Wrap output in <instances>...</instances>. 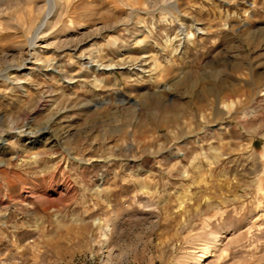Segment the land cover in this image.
Segmentation results:
<instances>
[{"label":"rangeland","instance_id":"374dc122","mask_svg":"<svg viewBox=\"0 0 264 264\" xmlns=\"http://www.w3.org/2000/svg\"><path fill=\"white\" fill-rule=\"evenodd\" d=\"M0 264H264V0H0Z\"/></svg>","mask_w":264,"mask_h":264},{"label":"bare ground","instance_id":"6f19581e","mask_svg":"<svg viewBox=\"0 0 264 264\" xmlns=\"http://www.w3.org/2000/svg\"><path fill=\"white\" fill-rule=\"evenodd\" d=\"M51 1V0H50ZM48 17V16H47ZM44 25H45V22H43V23H41L39 26H38V28H37V33L41 30V29H43L44 28ZM33 45V43L31 42V47H33L32 46ZM21 66V65H20ZM17 69V68H16ZM109 69H112V68H109ZM219 84H217V86H218ZM216 86V85H215ZM217 88V87H216ZM220 89V88H219ZM216 89L214 88V89H212V87H208L207 86V88H206V92H208V93H210V92H214Z\"/></svg>","mask_w":264,"mask_h":264}]
</instances>
